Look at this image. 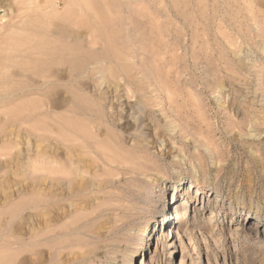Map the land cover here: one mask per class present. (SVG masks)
I'll list each match as a JSON object with an SVG mask.
<instances>
[{"label":"rangeland","instance_id":"rangeland-1","mask_svg":"<svg viewBox=\"0 0 264 264\" xmlns=\"http://www.w3.org/2000/svg\"><path fill=\"white\" fill-rule=\"evenodd\" d=\"M0 264H264V0H0Z\"/></svg>","mask_w":264,"mask_h":264},{"label":"bare ground","instance_id":"bare-ground-1","mask_svg":"<svg viewBox=\"0 0 264 264\" xmlns=\"http://www.w3.org/2000/svg\"><path fill=\"white\" fill-rule=\"evenodd\" d=\"M22 92V91H21ZM178 176H180L179 175V172H177V171H174L173 172V177L174 178H177ZM172 201H173V198H172ZM169 206H170V202L169 203H167L166 205H164L163 206V209L161 210V217H163V220L165 221V223H167V221L166 220H169V215H168V209H169ZM166 212V213H165ZM179 223V226H180V224H182V220H180V221H178ZM170 230V229H169ZM209 230H212V226H209ZM173 233L170 231L169 232V234H168V236H167V238H169V241L170 240H172L173 239ZM171 246V245H170Z\"/></svg>","mask_w":264,"mask_h":264}]
</instances>
